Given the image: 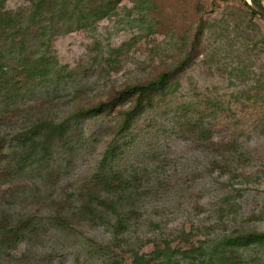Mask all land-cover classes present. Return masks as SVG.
<instances>
[{
    "label": "rangeland",
    "instance_id": "obj_1",
    "mask_svg": "<svg viewBox=\"0 0 264 264\" xmlns=\"http://www.w3.org/2000/svg\"><path fill=\"white\" fill-rule=\"evenodd\" d=\"M40 3L5 4L6 13L21 16L16 30L29 32V51L52 59L54 81L43 92L11 63L0 78V264H135L142 256L153 264H193L200 257L180 249L264 232V109L240 98L261 78L264 55L259 47L243 76L239 53L230 54L227 41L214 45L219 31L210 26L228 3L100 0L106 17L50 41V3L30 22ZM202 20L204 42L194 58ZM3 34L0 25L7 57ZM216 47L223 51L214 61ZM163 74L171 75L168 89L123 134L120 122L134 102L99 117L80 115ZM185 104L193 105L178 110ZM42 118L66 121L70 130L41 145L45 161L30 141ZM201 118L210 137L193 129ZM116 146L117 159L102 170ZM167 244L178 249L170 261L157 256L156 246ZM228 256V264H264V244Z\"/></svg>",
    "mask_w": 264,
    "mask_h": 264
},
{
    "label": "trees",
    "instance_id": "obj_2",
    "mask_svg": "<svg viewBox=\"0 0 264 264\" xmlns=\"http://www.w3.org/2000/svg\"><path fill=\"white\" fill-rule=\"evenodd\" d=\"M8 0H0V25L3 27V37L6 43L3 47H7L10 44V51H8L7 57H3L0 53V78L5 73V68L9 67V63L15 65V71L21 73L27 77L31 82L37 83L36 88H40L43 92L50 88V83L54 81L51 75L54 71V64L50 58H45L41 52L29 51L27 48V37L30 42L29 32L25 30L26 35L20 29L16 30V23L20 22V15H11L6 13L5 4ZM103 1V0H102ZM229 6L226 8V13L223 19L219 22H213L210 26L212 30H218L219 33L214 31L212 38L214 39V45H217L221 40L229 43L228 48L230 54L239 53L236 57L241 67H244L239 73L245 76L247 68L249 69L252 64L254 56H258L256 51L259 47L261 50L259 56L264 55V32L259 24V21L264 22V18L255 12L246 2L243 0H225ZM261 4L262 1L258 0ZM100 0H41V3L37 6V12L35 13L32 20L30 21L33 25L36 23V17L39 16V12L44 11V6L50 3V10L52 15L47 17L50 25V39L56 35H62L63 33L72 32L87 27L92 22L100 20L106 17L110 10L100 11L99 6ZM232 4V5H231ZM236 4V5H235ZM109 7V6H108ZM42 16V15H41ZM40 16V17H41ZM226 18V19H224ZM205 20H202L201 29L193 43L192 53L190 56L194 57L199 55V49L204 42L205 27L203 28ZM217 23H220L221 27ZM11 30H16V33H11ZM48 31V30H44ZM234 32V34H232ZM233 35V36H232ZM232 36V37H231ZM40 39L39 37H37ZM35 39V38H34ZM36 39V41H38ZM242 44L239 45V43ZM239 45V51L234 48ZM17 47L18 52L13 53V48ZM222 49L219 47L214 48L210 57L215 61L218 60ZM10 54V56H9ZM258 56V57H259ZM186 63L184 64V66ZM261 78L250 82L246 92L240 94V98H245L248 103L264 109V64L261 65ZM235 71H239L236 69ZM170 74H163L157 80H152L143 84H137L134 86H128L122 91L118 92L116 97L110 102L100 103L97 106L91 107L88 110H83L80 115L84 117L94 118L103 115L106 111L112 110L116 107L123 106L127 102H134V107L126 112V116L120 122L119 132L123 134L132 128L135 120L145 111L146 104L151 103V100L155 94L165 92L170 84ZM38 81V82H37ZM57 82L60 84L62 78H58ZM28 83V82H27ZM246 83V82H245ZM29 87V86H28ZM27 87V88H28ZM22 89V88H21ZM193 104H185L182 109L186 110L192 108ZM187 110V112H188ZM36 119V128L33 137L30 138L32 141V147L34 149H43L41 145L51 144L58 139H63L64 134L69 132L68 122L63 121L56 123L51 120ZM264 119V112L263 118ZM209 124L203 122V119H198L193 124V129L196 133L203 137H210ZM47 132H50L47 135ZM58 138V139H56ZM2 140L0 141V145ZM31 148L27 146L26 149ZM119 153V147H115L111 152L108 150L101 162L102 170L106 171L111 160L117 159ZM37 154V152H36ZM43 159L47 160L48 149H43ZM215 242V241H214ZM264 244V232H244L241 234L227 236L218 242H215L212 246H209L208 241L201 243L196 249L182 248L186 257L193 259L194 255L197 254L200 257L201 262H193V264H228V254H233L239 248H249L251 246H258ZM172 245L167 244L163 249L156 246L158 257H163V260L170 261L171 257H174L178 253V249L171 247ZM196 251V252H195ZM135 264H153L154 260H146L145 256L137 257Z\"/></svg>",
    "mask_w": 264,
    "mask_h": 264
},
{
    "label": "water",
    "instance_id": "obj_3",
    "mask_svg": "<svg viewBox=\"0 0 264 264\" xmlns=\"http://www.w3.org/2000/svg\"><path fill=\"white\" fill-rule=\"evenodd\" d=\"M246 2L255 12L264 18V6L258 0H243Z\"/></svg>",
    "mask_w": 264,
    "mask_h": 264
},
{
    "label": "crops",
    "instance_id": "obj_4",
    "mask_svg": "<svg viewBox=\"0 0 264 264\" xmlns=\"http://www.w3.org/2000/svg\"><path fill=\"white\" fill-rule=\"evenodd\" d=\"M263 2H264V0H263ZM264 6V5H263Z\"/></svg>",
    "mask_w": 264,
    "mask_h": 264
}]
</instances>
